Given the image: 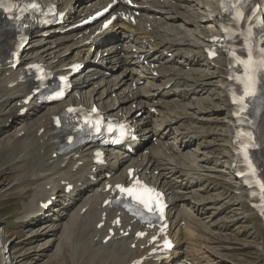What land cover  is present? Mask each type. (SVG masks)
Listing matches in <instances>:
<instances>
[{
    "label": "bare ground",
    "instance_id": "obj_1",
    "mask_svg": "<svg viewBox=\"0 0 264 264\" xmlns=\"http://www.w3.org/2000/svg\"><path fill=\"white\" fill-rule=\"evenodd\" d=\"M41 1H52L64 10V23L46 29L28 28L26 34L31 40L16 69L10 68L6 60L13 50L17 31L0 16V137L9 131L15 133L22 125L8 138L5 145L8 152L2 154L1 167H20L17 182L20 179L24 189L29 188L20 218L34 225L30 230L36 228L30 236L34 242L47 237V244L39 249L46 251L54 246L57 254L66 253L65 264H129L146 254L150 247L141 248V245H146L148 240L135 239L133 231L141 226L131 216L122 214L118 229L132 227V232L112 237L105 243L109 224L96 227L104 211L108 221L119 211L102 205L108 195L103 190L105 185L125 180L132 166L135 173L167 193L171 233L177 242L169 259L144 264H201L197 261L200 249L191 247L193 239L188 226L207 223L206 218L230 203L219 207L209 205L213 199L202 193L209 191L210 185L204 182L217 175L196 163V156L192 161L188 159L193 153L188 148L193 141H187L185 132L178 130V126L195 127L198 122L209 120L203 101L207 99L205 94L210 90L213 93V85H218L223 93L228 91L226 77L214 75L213 71L221 58L207 59L203 53L209 35L224 36L215 26L214 0H132L136 4L134 8L119 1L116 9L138 11L134 23L118 18L111 28L93 35L99 24L91 27L89 33L83 29L61 31L110 0ZM257 1L264 5V0ZM94 46L99 50L93 51ZM75 60L92 65L73 76L74 89L66 101L43 104L32 82L11 85L30 62H42L60 73ZM72 101L99 102L106 114L128 121L136 133V138L128 144L136 149L137 155L104 148L106 163L98 164L92 172L96 143L60 154L59 144L68 134L54 128L52 117ZM24 108L27 112L21 114ZM228 117L233 130L232 118ZM214 133L217 132L213 129H202L190 137L194 140ZM258 133L261 147L257 155L264 167V110ZM226 146L223 170L233 172L231 140ZM93 174L100 177L94 180ZM68 185H73V189L67 193ZM239 189L241 195L247 193L241 185ZM54 194L58 199L53 207L47 210L41 207V202ZM235 204L231 203L229 211L236 212ZM3 240L0 238V254L4 250ZM133 242L135 248L131 247ZM252 242L248 245L257 246ZM218 263L239 264L222 256H218ZM0 264L4 263L0 261Z\"/></svg>",
    "mask_w": 264,
    "mask_h": 264
},
{
    "label": "rangeland",
    "instance_id": "obj_2",
    "mask_svg": "<svg viewBox=\"0 0 264 264\" xmlns=\"http://www.w3.org/2000/svg\"><path fill=\"white\" fill-rule=\"evenodd\" d=\"M219 72L220 74L224 75L223 71ZM213 91L215 92V97L224 96V94L220 92L216 85H213ZM215 97H213L212 100L214 101L215 106L219 108L222 106V101L224 98L221 97L220 100L215 99ZM225 113L226 112L224 110L217 115L221 117L225 115ZM227 119V116H225L223 119H216L221 123L214 125L215 128L221 133L219 136L221 140H224L227 137V134L230 133V126L222 122L223 120ZM21 126L22 125H20L15 131L17 132V130L21 129ZM15 133L10 134L9 131L0 137V235L4 234L3 228H6L7 232L11 233V237L13 238L12 244L14 253L18 257L17 264H65L66 253L64 256L56 254L54 247L48 248L46 251H41L39 248L47 244V237H45V239H43L41 242H34L35 239L30 235L36 228L30 230V226L27 225L25 221L19 220V216H22L21 214L23 212L24 202L28 199L27 193H29V188L24 189V186L20 184V179H18L19 182H17V178L20 173V167H1L2 154H7L8 152V148L5 146L7 144V140L8 138L13 137ZM218 149L220 154L224 153L223 148L219 147ZM204 192H206V190ZM224 193L231 195L230 192L224 191ZM233 199L237 200L238 197L234 196ZM247 211L250 214L249 209ZM239 217H241L239 213L236 215L231 214L223 216L219 219L218 217H212V220H209L210 224L212 225V230L209 231V234H206L207 241L212 244H217L218 246H227L225 243L226 240H231L233 242L230 244L236 248H234L232 251H229V249L217 251L219 256L228 257L232 261L241 264H264V228L261 221L256 215L252 216L247 221L239 220L240 224L238 226V231L234 229V220ZM250 238L255 241L252 242L251 240V242L257 244L258 247L242 248L244 243L250 242ZM198 249L200 248L198 247ZM203 262L206 263L205 261ZM208 263L218 264L214 257L213 259H209Z\"/></svg>",
    "mask_w": 264,
    "mask_h": 264
},
{
    "label": "snow or ice",
    "instance_id": "obj_3",
    "mask_svg": "<svg viewBox=\"0 0 264 264\" xmlns=\"http://www.w3.org/2000/svg\"><path fill=\"white\" fill-rule=\"evenodd\" d=\"M4 2L5 0H0V7L4 6ZM31 7L34 8L36 7V5H31ZM237 16L238 18H241L242 13H238ZM261 52H264V49H261ZM249 60H251V53H249ZM241 63L245 65L248 64V62L246 61H241ZM261 65L264 66V60L261 61ZM245 70L248 71V68L246 67ZM253 71H255V69H253ZM260 187L262 190H264V183H261ZM121 191L126 192L128 195L134 196L138 200L139 203L143 204L145 207H148L149 210H151L152 205L159 203L157 199L159 194H153L152 189H149L146 185H143L139 181H137L136 184L133 185V187L131 188H121ZM140 235H143V233H140Z\"/></svg>",
    "mask_w": 264,
    "mask_h": 264
}]
</instances>
